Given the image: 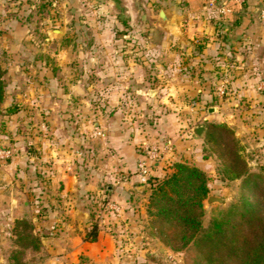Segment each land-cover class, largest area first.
<instances>
[{"label":"crops","instance_id":"obj_1","mask_svg":"<svg viewBox=\"0 0 264 264\" xmlns=\"http://www.w3.org/2000/svg\"><path fill=\"white\" fill-rule=\"evenodd\" d=\"M8 3L34 7L0 0L1 33L19 41L7 49L4 76L9 112L0 143L11 155L0 158V264H9L14 220L22 216L41 241L27 249L25 264L147 260L152 236L142 228L139 197L149 188L136 174L139 146L170 138L177 159L198 157L203 134L191 130L207 117L226 122L264 162V0L228 15L208 0H54L57 13L39 22H68V36L79 41L68 49L71 62L57 57L59 48L50 59L24 47L34 36L30 17L5 13ZM54 29L60 32L47 38L65 33ZM222 80L229 90L219 95ZM107 200L121 206L120 216L103 209Z\"/></svg>","mask_w":264,"mask_h":264},{"label":"trees","instance_id":"obj_2","mask_svg":"<svg viewBox=\"0 0 264 264\" xmlns=\"http://www.w3.org/2000/svg\"><path fill=\"white\" fill-rule=\"evenodd\" d=\"M248 2L231 0L228 7L233 9ZM5 71L0 64V107L6 94ZM210 125L213 129L208 131L205 124L206 135L213 140L224 139L222 153L227 157V162L218 167L217 172L227 179L245 175L252 195L244 196L235 216L214 219L204 227L202 215L204 199L209 192L208 175L198 165L176 159L170 173L149 178L147 213L159 222L157 230L161 241L174 249L195 245V257L203 264H264V208L261 204L264 202V178L249 170L241 153L242 145L228 124L215 121ZM254 177L261 179L258 181ZM33 228L34 223L27 216L14 220L12 240L15 247L10 251L9 264H25L26 249L40 247V237ZM199 260L193 264H198Z\"/></svg>","mask_w":264,"mask_h":264},{"label":"rangeland","instance_id":"obj_3","mask_svg":"<svg viewBox=\"0 0 264 264\" xmlns=\"http://www.w3.org/2000/svg\"><path fill=\"white\" fill-rule=\"evenodd\" d=\"M18 1L19 0H14V1L12 0V2L15 3V5H19ZM26 1H32L34 3V7L30 9L21 10L19 8H11L12 5L8 3L4 10L6 11L5 13L10 14V15H16L17 13L15 17H17L18 14L21 15V18H23L24 16L30 17L29 21L31 22L28 24V28H29V31L34 34V36L29 39H24L22 41L23 46L24 47L27 46L30 49H32L33 53H36V54L41 53V56L43 58H45V56L48 55L46 58H50V59H51L50 54L53 52V50L59 48V55L57 56V54H53V57L57 56L63 62H71L74 55L73 53H69L68 49L71 47H76L77 44H79V41L77 40L73 41V39H71L70 36H68V33L71 32L72 30L71 28H69L70 25L68 24V22L65 21L62 24L51 22L49 20L44 21L43 23L39 22L42 17H49V15L53 13L54 14L57 13V9L53 8V5L51 6L50 4V2L52 1L54 2V0H26ZM58 1L61 3H67V0H58ZM80 1L84 2L86 0H80ZM62 7L63 9L58 10L59 13H62L64 16L65 15L67 16V7L63 5ZM5 28H6V31H9V28H11V25L6 24ZM53 28H60L65 33L60 38H57V37L53 39L47 38L46 36H47V33L49 32L58 33L57 31H53L52 30ZM1 31L2 30L0 28V64L2 67L6 68V65H8V62L10 59L7 49H9L10 44H11V47H14L15 44L18 45L19 41L16 42L15 40L11 39L10 35H7L8 32H5V34L3 35ZM53 57H52V63L54 62ZM75 59L77 60V58ZM92 62L98 63V60L95 59V61L92 60ZM18 64H22V63H18ZM4 79L6 81L5 77ZM10 103L14 105L13 104L14 100ZM7 108L8 106H3V105L0 107V131L1 132L4 131L7 125V122L5 120L6 114H8L9 112V111L6 112ZM201 121L208 126V131L213 129L210 125L211 123L215 121L224 122V121H219V120L208 118V117L206 119H202ZM206 132H207V129H205L202 135L203 142H202V145H200L198 157L195 156L191 159L175 158L177 160L186 161L190 164L198 165L199 167H201L208 175V180H207V183L209 186L208 195L215 194L225 199L224 203L213 202L210 204L206 203L204 199V213L202 215V223L204 227H208L211 224V222H213L214 219L222 218L223 216H226V217L235 216V213H237L236 210L240 209L241 207L242 199L244 198V196L252 195L251 194L252 193L251 184L248 183L247 177L245 175H242L240 177H236L233 179H227L217 172V168L222 167L223 163L227 162L226 155L222 153L224 139L221 138L220 141L213 140L206 135ZM3 143L2 142L0 143V147L8 148L7 146L3 145ZM238 143L239 145H242L241 153L248 162L249 170L252 171L253 173L261 175L264 178V162H262L259 159V151L252 154V152H247L244 149V146L242 142L240 141V139ZM0 158L2 159L6 157H0ZM173 169H174V166L171 164L164 169L162 174H165V173L168 174ZM254 178L257 179L258 181L261 179L260 177H254ZM149 192H150V189L147 190V193L145 194V196L142 195L139 197V200L141 203L145 202L146 213H147V203H148ZM251 198H253V196ZM261 204H263V208H264V202H261ZM232 211H234L233 214H232ZM112 222L116 223L117 221L114 222L112 220ZM141 223H143L142 228L146 229L147 233L150 236H152V239L149 240L150 241L149 249H151V254L149 255V258H147L144 264H193L195 260L198 262L199 259L195 257L196 250H197L195 245L190 244L189 246L181 248V249H174V248H171L169 245H166L159 238V234L157 230L159 222L154 220L153 217L149 215L148 213H147L145 220L142 221ZM0 234L4 235L3 232H1ZM1 235H0V239L2 238ZM6 236H8V234H6ZM10 238L12 240L13 236L10 235ZM12 244L14 243L12 242ZM26 253H27V249L25 251V255ZM198 264H203V262L199 260ZM229 264H233V263L229 262Z\"/></svg>","mask_w":264,"mask_h":264},{"label":"built area","instance_id":"obj_4","mask_svg":"<svg viewBox=\"0 0 264 264\" xmlns=\"http://www.w3.org/2000/svg\"><path fill=\"white\" fill-rule=\"evenodd\" d=\"M231 1V0H229ZM243 2L245 0H236ZM208 4L213 6L217 5L219 11L222 14H226L230 11L228 4L223 3L222 0H208ZM260 16L264 19V8L260 11ZM259 88H264V81L260 83ZM228 85L225 80H222L216 87V91L219 95H224L228 92ZM101 134V131H97ZM140 156L137 160L136 174L140 181L146 185H149V178L154 174L156 168H160L162 171L175 161L176 149L174 141L167 138L161 142L145 141L140 146ZM11 155L10 148L0 147V157H7ZM103 209L110 210L116 216H120L122 209L121 206L113 201H103Z\"/></svg>","mask_w":264,"mask_h":264},{"label":"water","instance_id":"obj_5","mask_svg":"<svg viewBox=\"0 0 264 264\" xmlns=\"http://www.w3.org/2000/svg\"><path fill=\"white\" fill-rule=\"evenodd\" d=\"M159 16L164 19V20H167L168 17L165 13V11L163 9H161L159 11ZM54 31H57V32H60L59 29H54ZM209 111L212 110V106H209L208 108ZM206 129V126L205 125H196L192 128V135L194 137H201V135L203 134V132L205 131ZM140 188H144L143 185L140 186ZM205 201L206 203L210 204V203H213V202H218V203H224L225 202V199L221 196H218V195H215V194H209L207 195V197L205 198Z\"/></svg>","mask_w":264,"mask_h":264}]
</instances>
